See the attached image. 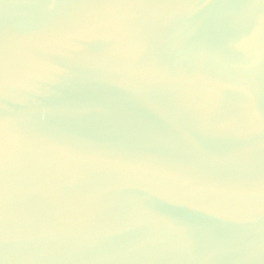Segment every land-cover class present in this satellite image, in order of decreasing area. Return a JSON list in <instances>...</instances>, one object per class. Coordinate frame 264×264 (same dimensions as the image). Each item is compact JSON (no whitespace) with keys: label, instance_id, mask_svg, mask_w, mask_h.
Wrapping results in <instances>:
<instances>
[{"label":"water","instance_id":"obj_1","mask_svg":"<svg viewBox=\"0 0 264 264\" xmlns=\"http://www.w3.org/2000/svg\"><path fill=\"white\" fill-rule=\"evenodd\" d=\"M0 264H264V0H0Z\"/></svg>","mask_w":264,"mask_h":264}]
</instances>
